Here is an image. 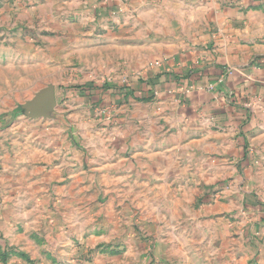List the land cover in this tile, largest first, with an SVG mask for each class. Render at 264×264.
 Here are the masks:
<instances>
[{
    "label": "rangeland",
    "instance_id": "374dc122",
    "mask_svg": "<svg viewBox=\"0 0 264 264\" xmlns=\"http://www.w3.org/2000/svg\"><path fill=\"white\" fill-rule=\"evenodd\" d=\"M143 1L0 0V264H264V172L168 165L138 196L93 163L122 127L113 91L155 55L123 47Z\"/></svg>",
    "mask_w": 264,
    "mask_h": 264
},
{
    "label": "crops",
    "instance_id": "0c3cea01",
    "mask_svg": "<svg viewBox=\"0 0 264 264\" xmlns=\"http://www.w3.org/2000/svg\"><path fill=\"white\" fill-rule=\"evenodd\" d=\"M147 2L153 10L136 24L128 22L129 28L138 25L142 40L123 47L155 55L151 62L139 58L133 66L138 71L113 91L117 100L109 107L120 113L122 127L112 131L105 154L97 150L104 156L93 163L122 172L125 190L138 196L148 194L146 182L153 175L159 180L168 165L181 175V166H202L205 184L212 173L218 179L227 170L235 178L261 177L264 0Z\"/></svg>",
    "mask_w": 264,
    "mask_h": 264
},
{
    "label": "water",
    "instance_id": "95a60500",
    "mask_svg": "<svg viewBox=\"0 0 264 264\" xmlns=\"http://www.w3.org/2000/svg\"><path fill=\"white\" fill-rule=\"evenodd\" d=\"M52 95L50 93V90H43L37 97V99L34 100L33 104L40 105L39 107H44L48 105L51 102ZM47 103V104H46Z\"/></svg>",
    "mask_w": 264,
    "mask_h": 264
},
{
    "label": "trees",
    "instance_id": "16d2710c",
    "mask_svg": "<svg viewBox=\"0 0 264 264\" xmlns=\"http://www.w3.org/2000/svg\"><path fill=\"white\" fill-rule=\"evenodd\" d=\"M144 99H148V98H144Z\"/></svg>",
    "mask_w": 264,
    "mask_h": 264
}]
</instances>
